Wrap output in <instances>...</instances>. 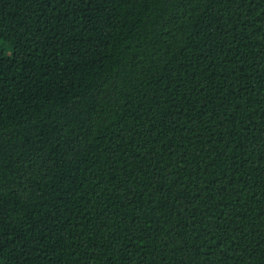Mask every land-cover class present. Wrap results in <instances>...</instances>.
Listing matches in <instances>:
<instances>
[{
    "label": "trees",
    "instance_id": "trees-1",
    "mask_svg": "<svg viewBox=\"0 0 264 264\" xmlns=\"http://www.w3.org/2000/svg\"><path fill=\"white\" fill-rule=\"evenodd\" d=\"M0 264H264V0H0Z\"/></svg>",
    "mask_w": 264,
    "mask_h": 264
}]
</instances>
